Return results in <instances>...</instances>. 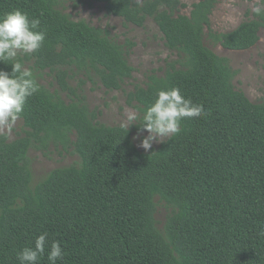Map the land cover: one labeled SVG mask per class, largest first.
I'll use <instances>...</instances> for the list:
<instances>
[{
  "label": "trees",
  "instance_id": "obj_1",
  "mask_svg": "<svg viewBox=\"0 0 264 264\" xmlns=\"http://www.w3.org/2000/svg\"><path fill=\"white\" fill-rule=\"evenodd\" d=\"M65 1L72 0H0V16L19 9L46 33L38 51L16 58L39 86L18 119L23 136L8 141L0 133V264H20L17 253L44 232L39 264H49L54 240L65 253L57 264H264V100L252 103L236 90L229 60L204 43L248 50L259 41L264 16L252 13L216 34L209 29L216 0H198L188 15L180 13V0H87L125 24L142 27L151 18L177 56L162 76L135 86L127 105L142 113L158 90L179 88L204 107L205 115L184 118L178 134L144 153L132 134L146 131L98 123L78 93L83 80L70 85L83 77L121 90L135 72L134 43L72 20ZM10 63L0 62V71L11 73ZM51 146L71 149L79 162L32 186L28 153ZM156 198L169 210L160 226Z\"/></svg>",
  "mask_w": 264,
  "mask_h": 264
},
{
  "label": "rangeland",
  "instance_id": "obj_2",
  "mask_svg": "<svg viewBox=\"0 0 264 264\" xmlns=\"http://www.w3.org/2000/svg\"><path fill=\"white\" fill-rule=\"evenodd\" d=\"M180 1L185 6L181 8L180 13L188 15L191 6L198 0ZM64 7L72 20H83L93 27L106 29L120 43L125 41L134 43L129 55V63L135 68V72L132 79L126 81L121 90L106 91L100 84L94 85L83 77L70 81L72 87H78L80 80H83L78 93L85 96L89 108L98 114V123L110 127L124 126L127 110L134 109L126 103L127 94L135 86L145 87L150 75L162 76L166 64L177 59L176 54L166 49L163 36L151 18H148L142 27H137L125 24L121 18L107 15L101 3L72 0L65 1ZM252 7L253 0H216L210 15L209 29L216 34L234 30L242 22L253 18ZM258 35L257 44L245 51H228L208 40L204 42L214 53L229 60L232 69L237 72L233 80L235 89L244 93L252 103H262L264 100V29L260 30ZM41 83L48 86L52 81L48 75H43ZM0 133L5 134L8 141L23 136L22 121L17 120L10 130L0 128ZM147 135V132L132 134L134 145L144 153L157 149L161 144L154 142L149 150L143 149L141 140ZM28 161L33 186L53 169L76 165L79 157L71 149L64 151L51 146L46 152L30 150ZM155 202L157 203L155 216L160 226L169 210L157 198Z\"/></svg>",
  "mask_w": 264,
  "mask_h": 264
},
{
  "label": "clouds",
  "instance_id": "obj_3",
  "mask_svg": "<svg viewBox=\"0 0 264 264\" xmlns=\"http://www.w3.org/2000/svg\"><path fill=\"white\" fill-rule=\"evenodd\" d=\"M252 13L264 16V0H253ZM40 28L38 18L29 19L28 14L19 9L0 16V62L10 61L11 73L0 71V128L10 130L21 117L29 97L39 91V86L30 68L17 60L18 54H32L38 51L46 37ZM154 103L141 113L136 109L126 112L127 130L137 124L147 136L141 140V147L149 150L154 142L163 143L165 139L181 131L184 118L202 117L205 110L202 104L194 103L181 95L179 88L158 90ZM264 234V230L262 233ZM48 233L35 239L34 247H24L17 253L20 264H39L46 250ZM61 242L54 240L47 254L49 264H57L64 258Z\"/></svg>",
  "mask_w": 264,
  "mask_h": 264
}]
</instances>
